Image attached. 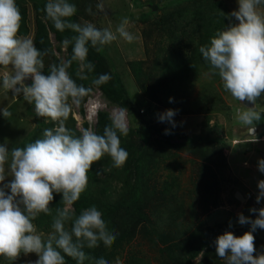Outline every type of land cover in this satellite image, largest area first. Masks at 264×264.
Masks as SVG:
<instances>
[{
  "label": "rangeland",
  "instance_id": "374dc122",
  "mask_svg": "<svg viewBox=\"0 0 264 264\" xmlns=\"http://www.w3.org/2000/svg\"><path fill=\"white\" fill-rule=\"evenodd\" d=\"M38 1L47 0H24L29 30L35 31L33 3ZM187 1L104 0L107 19L101 13L92 21L98 28H105L110 20L115 31L127 17L132 25L128 30L136 39L128 43L118 36L117 41L101 47L108 56L104 71L110 72V83L118 79L130 103L124 113L128 134L120 137L121 147L129 155L122 168L114 167L105 155L92 166L91 173L97 178L88 176V188L82 196L103 213L109 230L118 234L110 248L102 242L97 248H88L85 253L90 260L107 256L111 264L117 258L121 264H225L216 254V239L226 232L242 237L251 231V225H241L239 215L254 221L258 212L250 210L264 208V200L256 202L260 190L251 189L253 177H259L258 162L263 159L259 151L264 152V142L258 139L264 136V120L254 136L250 135V126L244 127L236 119L237 111L248 109L224 89L219 75L212 74L214 70L199 62L192 66L174 60L171 63L167 58L171 40L165 36V24L169 14L175 12L172 10L184 7ZM222 1L230 14L238 11V0ZM50 39L54 55L60 61L67 60L62 44L52 35ZM186 39L180 37L175 42L184 59ZM51 62V56H44L45 66ZM258 104L264 105V99ZM33 106L22 96L13 98L0 81V145L7 144L11 151L32 130L40 128L43 133L45 128L54 127L51 121L46 123L33 114ZM5 107L12 113L8 119L3 116ZM259 107L257 111H261ZM122 109L94 87L84 113L73 106L66 126L73 133L81 134L89 127L95 131L98 113H105L112 123ZM167 110L176 112L174 128L158 120ZM166 129L170 135H165ZM193 137L201 140L188 143L187 139ZM248 141L259 143V151L247 146ZM98 171L102 174L97 175ZM10 180L8 177L5 183ZM37 230L46 238L44 229ZM253 235V255L258 257L264 254V229L257 228ZM38 259L35 253H22L14 262L0 257V264H35Z\"/></svg>",
  "mask_w": 264,
  "mask_h": 264
},
{
  "label": "clouds",
  "instance_id": "9594fccd",
  "mask_svg": "<svg viewBox=\"0 0 264 264\" xmlns=\"http://www.w3.org/2000/svg\"><path fill=\"white\" fill-rule=\"evenodd\" d=\"M238 5V11L226 18H235L239 23L218 31L210 46H201L199 52L214 70L212 74L219 75L224 89L234 99L255 105L247 111L236 112V119L250 126L249 134L254 136V122L259 121L262 114L257 111V100L264 97V7H261L264 0H238ZM96 8L107 19L104 0H99ZM43 11L42 19L51 21L58 32L67 29L76 34L62 41L64 49L73 45L70 59L50 64L47 74L44 71L47 50H38L31 36L19 34L23 18L16 0H0L2 87L10 91L13 98L22 96L24 101L34 104L35 115L54 125L44 129L42 138L25 147L9 151L7 144L0 145V257L14 262L22 253H35L39 257L35 264H66L65 256L76 264H85L91 259L85 247L94 249L102 242L110 248L118 234L109 230L103 213L96 206L83 210L79 216H74L72 208L88 188V173L93 164L105 155L116 168L126 164L129 154L121 147L120 137L128 134L124 116L128 110L122 109L121 115L104 128L102 135L91 127L75 135L66 126L73 106H80L86 97H91L94 87L107 83L111 76L99 74L92 79L91 86L85 87L72 78L69 69L76 62V77L86 81L89 79L87 73L95 69L88 61L89 44L99 51L102 46L117 41L118 36L128 43L136 37L128 30L132 25L127 17L122 18L115 31L111 29L110 20L105 28H98L82 18L79 22L71 20L77 14V7L69 0H47ZM87 11L93 14L91 7ZM29 79L30 86L25 83ZM2 112L7 119L12 115L8 107ZM93 113L95 115L96 110ZM175 115L173 110H167L158 120L171 123L174 128ZM170 134L166 129L165 135ZM258 170L264 173V159L259 160ZM8 177L11 180L5 183ZM258 188L256 202L260 203L264 200V180L258 182ZM54 193L62 194L63 208L55 210L52 231L45 238L33 221L41 213L53 215L50 205ZM250 211L258 212V218L253 221L240 214L239 223L250 224L251 231L239 238L226 232L215 241L216 254L225 264H264V254L253 255L256 252L253 232L257 228L264 229V208ZM69 223L70 228L66 227ZM96 264H109V261L101 257ZM115 264H121L119 258Z\"/></svg>",
  "mask_w": 264,
  "mask_h": 264
},
{
  "label": "trees",
  "instance_id": "16d2710c",
  "mask_svg": "<svg viewBox=\"0 0 264 264\" xmlns=\"http://www.w3.org/2000/svg\"><path fill=\"white\" fill-rule=\"evenodd\" d=\"M69 2L75 4L77 7V14L74 17L70 18L73 21L79 22L82 18L83 20L92 22L94 18L98 17V15L101 14L96 8V0H69ZM46 3L47 1H38L33 3V9L35 12V31L33 40L38 50H47V55L51 56L52 59L51 64H58L60 60L53 53V43L50 39L51 35L53 36L56 43L62 44V41L65 38L71 39V37L74 36L75 33L67 29L63 33L58 32L53 27L51 21H45L42 19V17H44L45 15L43 9L45 8ZM16 4L20 9L23 18L19 34L28 36L30 30L28 26L27 9L25 6V2L24 0H16ZM89 7L92 8L93 14L91 15L87 11ZM172 11H175L176 13L171 12L165 24V28L167 30L165 36L168 35L171 40L169 46V48H171V51H168L169 48L167 49V58H169L171 63L172 60H174L176 62L179 61V64L187 63L192 64V66L195 65V62H199L206 69L213 70L210 64L203 59L201 53L199 52V48L205 45L210 46L211 39L215 37L218 31L227 30L230 26L235 24L233 18L231 20L226 18L230 15V13L224 2L222 0H189L185 2L184 7L179 6L174 8V10ZM186 26L188 27L187 30L185 29ZM180 37L187 38L186 40L188 42L187 56L185 57V59L183 56V51L175 46V42ZM72 47L73 45L69 44L67 49H65L67 59H70L72 55ZM88 47V61L95 65L94 71L91 73H87L89 79L86 81H81L76 77V62H73L72 67L69 69L72 78L76 80L78 84H83L85 87L91 86L92 79L96 78L99 74L108 73L110 75L109 71H104L105 62L106 60H108L106 59L108 58L107 53L102 49L97 51L96 49L92 48L90 44L88 45ZM44 71L45 74H47L48 66H45ZM98 89L101 91L103 97L111 104L123 108H129L130 103L126 98L125 89L118 79H115L113 81V84H111L109 80L107 83L99 86ZM88 98L89 97H86L81 105L77 107L81 114L84 113V106ZM97 116L98 120L95 132L101 134V132L103 133V130L106 126H111V123L109 122V120L107 121V119L109 118L105 113H98ZM42 134L43 133L40 128L32 130L27 138H25L19 144V147H25L27 144L32 143L39 138H42ZM74 134L77 136L80 135L78 131H75ZM200 140L201 138L199 137H193L187 139V142L194 143ZM88 176L93 179L97 178L95 174L91 173V170L89 171ZM89 206H91L90 200L87 197L81 196L80 200L73 205L72 211L74 212V216H79L82 210L87 209ZM50 207L53 208L52 216H47L41 213L37 217V219L34 220V224L37 227L44 229L47 233L52 231L51 224L53 216L56 214L55 210L57 208H63L62 197L59 196L56 198L54 193V201L52 202ZM70 226V223L66 225V227L68 228H70ZM87 249L88 248L85 247L84 251H86ZM104 259L109 261L107 256ZM65 261L66 264H76V261L67 256H65ZM90 261L92 262V264H96V258H94L93 260H86L85 264H88ZM109 264H111L110 261Z\"/></svg>",
  "mask_w": 264,
  "mask_h": 264
},
{
  "label": "crops",
  "instance_id": "0c3cea01",
  "mask_svg": "<svg viewBox=\"0 0 264 264\" xmlns=\"http://www.w3.org/2000/svg\"><path fill=\"white\" fill-rule=\"evenodd\" d=\"M33 35H34V28H33V30H31L30 29V32H29V35L28 36H31L32 38H33ZM46 66H48V65H46ZM264 98H262V99H259V100H257V109H258V107H259V104H258V101H260V100H263ZM242 105L245 107V108H251V107H255V105H252L250 102H248V101H243L242 102ZM260 112H262V114L264 113V105L263 104H261L260 105ZM264 119H260L259 121H255L254 122V125H255V133H256V131H257V129H258V127H259V125H261L262 124V122L261 121H263ZM244 127H247V125H244V124H242ZM241 143H243V142H241ZM246 143H248L247 144V146L248 145H252L253 147H256V149L259 151V146H258V144L259 143H255V142H253V141H248V142H246ZM241 146H243V145H241ZM244 146H246V145H244ZM260 153H259V155H260V157H262L263 159H264V152L262 151H259ZM255 157H259V156H255ZM251 159V161H253V158L252 157H249V160ZM238 164H239V162H237ZM237 163H235V165L237 164ZM262 177H264V173H259V177H253V179L255 180V182L253 181V184L255 183V185L253 186V184L251 185V189H253V190H255V191H257V190H259V188L257 187L258 186V182L259 181H261V180H263L262 179ZM244 181V180H243ZM247 184H248V186H249V183L248 182H246ZM255 188H257V189H255Z\"/></svg>",
  "mask_w": 264,
  "mask_h": 264
},
{
  "label": "water",
  "instance_id": "95a60500",
  "mask_svg": "<svg viewBox=\"0 0 264 264\" xmlns=\"http://www.w3.org/2000/svg\"><path fill=\"white\" fill-rule=\"evenodd\" d=\"M25 83H26L27 85H30V83H31V79L26 80ZM34 108H35V106H33V107L31 108V112H32L33 114H35Z\"/></svg>",
  "mask_w": 264,
  "mask_h": 264
},
{
  "label": "built area",
  "instance_id": "2783aa9c",
  "mask_svg": "<svg viewBox=\"0 0 264 264\" xmlns=\"http://www.w3.org/2000/svg\"><path fill=\"white\" fill-rule=\"evenodd\" d=\"M258 140L264 142V136L260 137Z\"/></svg>",
  "mask_w": 264,
  "mask_h": 264
}]
</instances>
